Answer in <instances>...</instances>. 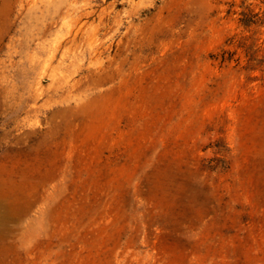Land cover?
Listing matches in <instances>:
<instances>
[{"label": "rangeland", "instance_id": "rangeland-1", "mask_svg": "<svg viewBox=\"0 0 264 264\" xmlns=\"http://www.w3.org/2000/svg\"><path fill=\"white\" fill-rule=\"evenodd\" d=\"M242 1L0 0V264H264Z\"/></svg>", "mask_w": 264, "mask_h": 264}, {"label": "trees", "instance_id": "trees-1", "mask_svg": "<svg viewBox=\"0 0 264 264\" xmlns=\"http://www.w3.org/2000/svg\"><path fill=\"white\" fill-rule=\"evenodd\" d=\"M238 7V11L233 10V8H230V11L238 14L240 25L244 28V31L249 34L242 35L237 42V47L243 50L246 58V66L244 69L247 72L260 70L264 74V55L259 57V52L262 49L261 46H258L260 40L258 34L260 33V29L264 27V15L255 12L251 4H247L245 1H242ZM233 40L234 39H232L230 44L226 43V45H231L232 43L235 44ZM229 55L230 50L224 51V61H231Z\"/></svg>", "mask_w": 264, "mask_h": 264}]
</instances>
